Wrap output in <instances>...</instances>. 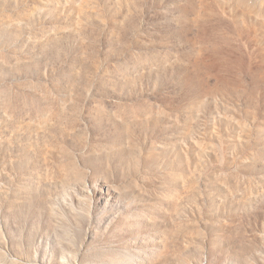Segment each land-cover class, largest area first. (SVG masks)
Here are the masks:
<instances>
[{"label": "rangeland", "instance_id": "374dc122", "mask_svg": "<svg viewBox=\"0 0 264 264\" xmlns=\"http://www.w3.org/2000/svg\"><path fill=\"white\" fill-rule=\"evenodd\" d=\"M0 264H264V0H0Z\"/></svg>", "mask_w": 264, "mask_h": 264}]
</instances>
